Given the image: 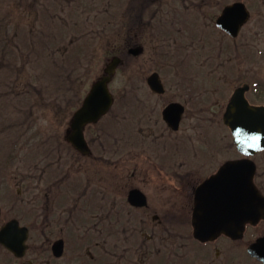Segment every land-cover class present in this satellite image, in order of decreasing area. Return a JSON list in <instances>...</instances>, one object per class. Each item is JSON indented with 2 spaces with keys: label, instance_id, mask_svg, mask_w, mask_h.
<instances>
[{
  "label": "rangeland",
  "instance_id": "374dc122",
  "mask_svg": "<svg viewBox=\"0 0 264 264\" xmlns=\"http://www.w3.org/2000/svg\"><path fill=\"white\" fill-rule=\"evenodd\" d=\"M237 1L248 6L251 17L240 35L231 38L215 23L222 9ZM135 48L140 49L136 57L129 54ZM114 58L122 60L110 83L114 106L86 129L92 154L83 157L67 141L71 123ZM260 71L264 73V0H0V178H21L24 225H41L33 213V178H77L96 189L114 176L110 164L115 163L118 224L105 230L102 264L110 261L106 252L112 243L118 247V264L142 259L144 264H258L247 247L264 229L242 241L222 237L201 246L184 224L164 232L173 242L179 236L175 244H156V239H146L150 230L133 233L139 215L128 213L126 195L133 185L145 191L153 223L154 213L168 209L170 202L157 192L158 179L153 171L148 174L153 168L147 170L148 163H174L173 168L183 167L182 173L192 170L191 183L241 158L223 115L234 90L245 83L253 88ZM153 73L160 75L163 95L147 84ZM170 103L186 109L178 132L162 116ZM258 161L257 180L264 190L263 157ZM134 171L144 172L136 177L140 181L132 178ZM46 183L41 190L49 187ZM98 205L103 215H111L110 201ZM43 228L32 230L35 252L47 240ZM142 243L161 250L157 255L150 250L146 261Z\"/></svg>",
  "mask_w": 264,
  "mask_h": 264
},
{
  "label": "flooded vegetation",
  "instance_id": "af4514ba",
  "mask_svg": "<svg viewBox=\"0 0 264 264\" xmlns=\"http://www.w3.org/2000/svg\"><path fill=\"white\" fill-rule=\"evenodd\" d=\"M263 67H261L262 69ZM261 72V71H260ZM245 83L243 85H246ZM251 95L253 98H251ZM247 98L249 102L256 106L264 107V73L261 72L256 77L254 87L250 85V90L247 92ZM186 115L183 116V119ZM74 149V148H73ZM81 154V153H80ZM92 154V153H91ZM90 155H82L83 157H88ZM240 154V153H239ZM241 158H245L244 155L240 154ZM264 159V151L259 152L257 155L251 159L256 163L257 173L255 177V184L262 196H264V190L258 183V172L261 167L260 161L256 162L257 159ZM230 161V160H228ZM226 161V162H228ZM259 163V166H258ZM101 164V163H100ZM174 163L168 162H151L148 163L145 167L147 170H150L148 173L153 174V178L158 179V186H156L157 192L164 197L165 202H170V207L159 212V214L154 213L152 216L153 223L148 219L147 211L150 208L149 197L145 191L136 185H133L128 193L132 190H140L147 199V205L144 208H137L132 205H129L131 212L130 216L139 215L137 217L139 223L136 225V222L133 218H130L132 223L134 220L133 233L138 229L150 230L151 233L146 239L150 242L156 239V244L167 243L175 244L171 239L164 237V232H167V229L170 227L179 229L184 224H188L189 235L191 236L194 232L193 228V214L196 207V190L197 188L204 183L210 176L214 175L220 167L221 164L214 170L211 174L197 178V181L189 183L192 170L182 173L181 170L183 167L173 168ZM112 171L110 172L114 176L111 179H105L104 184H96V189L93 188V184L87 186V183H83L80 179L70 178V177H61L56 179H47V178H33L32 182L35 184L31 186V191L35 192L33 195V213L39 218L41 217V222L35 226L24 225L22 219V208H23V192H22V180H15L11 177L0 178V232L6 225L10 222H17L20 227L25 226L28 229L29 238L27 241V248L25 252H22V235L20 236L9 235L8 241L11 243V246L15 248L12 250L8 248L7 245H4L0 242V264H102L103 263V243L102 238L107 230L108 224H111V229L114 230L117 226L115 215H117V192L118 184L115 182L118 181L117 165L115 163L110 164ZM172 165V166H171ZM203 165L200 167L202 168ZM135 170H138L136 168ZM186 170V169H185ZM144 172L134 171L132 178L134 180L138 179L136 177L141 176ZM12 176V175H11ZM175 178H173V177ZM188 176V177H187ZM114 177V178H113ZM147 174L142 177V181H145ZM170 178V179H167ZM150 179V178H149ZM49 187H46L41 190L40 186L43 182ZM140 181V180H138ZM261 181L264 186V176L261 177ZM9 187H8V186ZM43 193V196H41ZM43 197V199H41ZM126 198V199H127ZM42 200V201H41ZM93 201L95 204L92 205ZM104 201L107 203L110 201L111 207L108 211H111V215L106 217L103 215V210L98 203ZM175 202V203H172ZM176 203L178 207H176ZM168 204L165 206L167 207ZM150 213V212H149ZM43 215V216H42ZM45 217L46 221L42 219ZM111 222L107 223L108 220ZM90 221V222H89ZM89 222V223H88ZM46 227V237L47 240H43L39 247H37V252L32 247L30 243L32 230L37 229L41 231L43 226ZM258 228L264 229V219L261 220L256 225L247 224L244 237L240 240H231L233 242H238L245 240L247 235L250 233L256 235L255 231ZM192 231V233H191ZM43 233V231H42ZM257 235L252 237V242L258 239L260 236L264 235V230ZM194 236V234H193ZM169 239V241H168ZM61 243V254L58 255L60 251V246L55 247L58 242ZM149 242V243H150ZM251 242V243H252ZM198 243V242H197ZM208 243H198L199 245H208ZM213 243V242H212ZM250 243V244H251ZM164 244V245H165ZM10 247V246H9ZM19 247L21 250H19ZM118 248V247H117ZM117 248L112 243V249L109 253L110 261L105 264H118V253ZM141 248L145 249V259L149 261L150 250L154 255L159 254L161 248L156 245L154 248H151L148 243H142ZM248 248V247H247ZM43 258V263L41 259ZM148 258V259H147ZM45 261V263H44ZM165 261L163 258L159 260ZM144 259L136 261L134 264H144ZM149 263V262H148ZM258 264H261L257 262Z\"/></svg>",
  "mask_w": 264,
  "mask_h": 264
},
{
  "label": "water",
  "instance_id": "95a60500",
  "mask_svg": "<svg viewBox=\"0 0 264 264\" xmlns=\"http://www.w3.org/2000/svg\"><path fill=\"white\" fill-rule=\"evenodd\" d=\"M250 17L251 13L246 4L237 2L222 11L216 25L229 36L236 38ZM129 53L137 56L140 54V49H130ZM121 62L120 58L111 61L105 69V76L94 83L82 107L73 117L71 132L67 139L84 155H89L91 152L85 139V128L99 122L113 106L114 97L110 92L109 84ZM148 83L154 92L164 93V87L157 73L149 77ZM247 90L248 87L245 86L235 91L224 116V122L230 127L238 150L251 156L264 150V108L251 106L248 103L245 97ZM183 110L178 103L171 104L165 109L164 119L172 129H179ZM255 174L256 166L251 160L230 161L198 188L194 213L196 238L209 241L223 233L233 239H240L247 223L256 224L264 219V197L254 184ZM128 200L138 207L147 205L146 197L138 190L131 191ZM20 231H22L23 251L27 248L28 230L20 229L17 222L9 224L2 231L0 241L7 244L6 236L18 235ZM248 253L264 263V237L250 246Z\"/></svg>",
  "mask_w": 264,
  "mask_h": 264
},
{
  "label": "trees",
  "instance_id": "16d2710c",
  "mask_svg": "<svg viewBox=\"0 0 264 264\" xmlns=\"http://www.w3.org/2000/svg\"><path fill=\"white\" fill-rule=\"evenodd\" d=\"M136 22V21H135Z\"/></svg>",
  "mask_w": 264,
  "mask_h": 264
}]
</instances>
